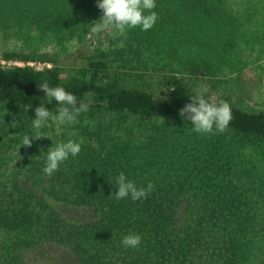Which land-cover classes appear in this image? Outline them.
Segmentation results:
<instances>
[{
  "label": "trees",
  "instance_id": "1",
  "mask_svg": "<svg viewBox=\"0 0 264 264\" xmlns=\"http://www.w3.org/2000/svg\"><path fill=\"white\" fill-rule=\"evenodd\" d=\"M156 3L152 29L118 35L120 47L97 50L79 66L63 67L35 50L2 54L24 64L0 65V107L17 109L27 133L43 81L63 86L90 108L69 127L70 137L48 132L52 141L40 138L26 147L22 172H14L8 185L0 180V264H25L23 251L37 246L51 250L52 263L69 254L74 264H264V112L242 110L207 91L206 98L231 107L233 118L222 133L197 134L178 115L201 89L194 80L210 68L192 61L190 52L208 54L212 42L222 53L228 43L233 50L241 16L234 8L243 1ZM101 15L96 0H0V34L26 30L79 39ZM207 22L220 25L213 36ZM148 56H166L194 79L179 78L174 69L165 73L158 62L147 75L137 65ZM46 106L55 112L58 105ZM68 139L82 144L80 155L45 175V152ZM120 172L138 187L153 183L154 190L143 202L115 200L110 183ZM55 203L87 209L94 219L69 222ZM129 233L141 236L139 249L121 244Z\"/></svg>",
  "mask_w": 264,
  "mask_h": 264
},
{
  "label": "rangeland",
  "instance_id": "2",
  "mask_svg": "<svg viewBox=\"0 0 264 264\" xmlns=\"http://www.w3.org/2000/svg\"><path fill=\"white\" fill-rule=\"evenodd\" d=\"M243 5L236 7L235 11L240 16L238 25V41L234 42L236 47L230 51V43L222 53L221 45L212 42L208 54H201L197 50L190 52L192 61L199 66L207 65V76L194 80L201 88L206 86L208 92L219 98H226L235 107L246 111L264 112V0H242ZM218 23H206V30L210 36L215 34ZM226 36L228 34H225ZM213 41H216L213 39ZM123 41H118V35L113 36L110 32L92 33L90 29L84 35L72 40H58L52 37H43L34 31L15 33L13 36L0 34V65L2 67L23 66V63L5 61L2 54L5 51L21 50L29 52L32 50L51 56L63 67L79 66L88 55L97 50H107L113 46L120 47ZM116 47V48H117ZM237 48V49H236ZM236 49V51H235ZM235 51V52H234ZM196 56V57H195ZM158 64H155L157 63ZM160 63V65H159ZM155 64L160 70L169 73L174 69L179 78H192L187 75V71L176 67L174 63L168 61L166 56H148L142 60L140 70L147 71L149 65ZM182 64V63H181ZM27 65L41 69L51 67L48 62H29ZM164 65V68H160ZM119 66L121 65H114ZM185 81L190 82V79ZM46 106V105H45ZM47 107V106H46ZM17 109L0 107V180L7 182L14 172L23 170L26 164V147L19 146V140L27 134L23 129L20 115ZM52 110L53 109H49ZM54 112V111H53ZM80 122L73 125L77 127ZM82 125L86 121L81 122ZM116 127V123H113ZM92 123L88 124V129ZM53 132L59 137L60 133H66L68 137L74 132L69 126L57 128L54 124L47 132ZM25 187H30L24 182ZM54 207L60 215L72 223H86L94 219V214L87 209L73 208L61 203H55ZM179 219H182L181 212ZM51 250L47 246H37L33 249L23 251L22 258L25 264H74V260L69 254H60L56 262L52 263ZM54 255V254H53Z\"/></svg>",
  "mask_w": 264,
  "mask_h": 264
},
{
  "label": "clouds",
  "instance_id": "3",
  "mask_svg": "<svg viewBox=\"0 0 264 264\" xmlns=\"http://www.w3.org/2000/svg\"><path fill=\"white\" fill-rule=\"evenodd\" d=\"M96 7L102 15L99 20L89 25L92 33L110 32L111 35H122L129 30L139 29L148 31L152 29L158 14L156 0H96ZM43 92V99L34 109V118H31L30 132L24 134L19 140V146L31 147L32 143L40 138L52 141L51 135L45 131L53 127L73 126L79 122V117L89 111L90 104L78 101L77 96L63 86H50L47 81L37 85ZM208 89L203 86L196 94L189 97V102L179 109L178 115L182 120L191 122V130L201 135H215L222 133L232 120V111L228 102L212 101L206 98ZM58 106L56 111L49 110L45 105ZM82 144L76 140L58 141L47 149L45 164L42 171L47 176L56 173L61 165L70 158L80 155ZM116 187L112 197L119 201L130 198L133 202H143L154 190V185L148 182L146 186L138 187L124 172L113 177L111 183ZM142 238L139 234L129 233L121 239L125 248L139 249Z\"/></svg>",
  "mask_w": 264,
  "mask_h": 264
}]
</instances>
